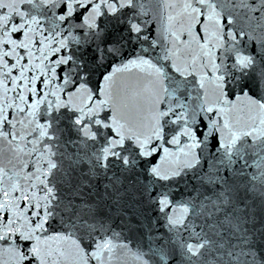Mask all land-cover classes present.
Segmentation results:
<instances>
[{
  "label": "snow or ice",
  "instance_id": "1",
  "mask_svg": "<svg viewBox=\"0 0 264 264\" xmlns=\"http://www.w3.org/2000/svg\"><path fill=\"white\" fill-rule=\"evenodd\" d=\"M264 264V0H0V264Z\"/></svg>",
  "mask_w": 264,
  "mask_h": 264
},
{
  "label": "water",
  "instance_id": "2",
  "mask_svg": "<svg viewBox=\"0 0 264 264\" xmlns=\"http://www.w3.org/2000/svg\"><path fill=\"white\" fill-rule=\"evenodd\" d=\"M112 264H132V260L130 257L125 256L118 251L117 254L113 257Z\"/></svg>",
  "mask_w": 264,
  "mask_h": 264
}]
</instances>
